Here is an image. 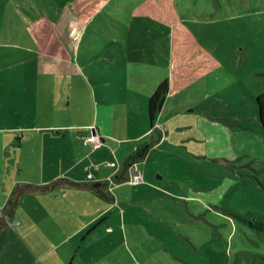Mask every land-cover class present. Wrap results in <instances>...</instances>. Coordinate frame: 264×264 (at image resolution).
<instances>
[{
	"label": "rangeland",
	"instance_id": "obj_1",
	"mask_svg": "<svg viewBox=\"0 0 264 264\" xmlns=\"http://www.w3.org/2000/svg\"><path fill=\"white\" fill-rule=\"evenodd\" d=\"M262 92L264 0H0V194L23 178L47 187L21 195L0 264L264 253L231 214L264 213ZM94 135L100 146L86 143Z\"/></svg>",
	"mask_w": 264,
	"mask_h": 264
},
{
	"label": "trees",
	"instance_id": "obj_2",
	"mask_svg": "<svg viewBox=\"0 0 264 264\" xmlns=\"http://www.w3.org/2000/svg\"><path fill=\"white\" fill-rule=\"evenodd\" d=\"M168 91V83L163 81L159 87L152 93L149 100V110L151 119L154 121L156 118V114L163 107L164 101L166 99V94ZM257 103H258V117L261 121V125L264 131V92L257 95ZM152 144L141 145L137 148V151L131 155H129L123 164V169L119 173L114 176V180L117 182H122L126 180L125 174L136 162L143 159L147 151L151 148ZM264 171V168L258 169V171ZM259 183L262 185V189L264 191V183L258 179ZM102 186V184H101ZM46 186H39L33 183H25V184H17L15 188L12 190L7 205L4 209V214L13 215L18 206L19 199L22 194L27 191H38L45 190ZM231 214L239 218L242 222H244L258 237L261 241L264 242V213L248 210L246 212H237L231 211ZM0 216V230L6 224V220L4 216ZM234 264H264V253L241 250L238 251L236 258L234 260Z\"/></svg>",
	"mask_w": 264,
	"mask_h": 264
},
{
	"label": "crops",
	"instance_id": "obj_3",
	"mask_svg": "<svg viewBox=\"0 0 264 264\" xmlns=\"http://www.w3.org/2000/svg\"><path fill=\"white\" fill-rule=\"evenodd\" d=\"M89 137H91V136H89ZM88 137V138H89ZM135 165H136V163H135ZM135 165H133V166H135ZM0 166H2V165H0ZM132 166V167H133ZM3 167V166H2ZM1 171H0V175H2V174H7L8 173V171H7V168H5V167H3V169H0ZM125 176H126V178L128 177V173H126L125 174ZM106 178V177H105ZM22 180H27L26 178H23ZM22 180H17V181H15V183L13 184V187H15L17 184H21L22 182ZM109 179H107L106 178V180H104L103 178H102V181H104L105 183L108 181ZM5 181L6 182H8L9 181V178H6L5 179ZM0 182H1V180H0ZM102 183V184H105V183ZM119 183H122V182H119ZM118 183V184H119ZM118 185L116 184L115 186H111L110 185V182L109 183H107V185H103V190H104V192L105 191H108V190H110V188L112 189L113 188V190H115L116 189V187H117ZM6 187V186H5ZM12 187V188H13ZM1 188V187H0ZM1 190V189H0ZM13 190V189H12ZM31 192H35V191H31ZM36 192H41V191H36ZM109 192V191H108ZM11 194V193H10ZM8 199H9V197H8ZM8 199H6V196H4V195H1L0 194V216H3V214H4V209H5V207H6V205H7V202H8ZM20 199H21V197H20ZM20 199H19V202H20ZM24 199V198H23ZM2 200H6L4 203H2ZM18 202V203H19ZM13 216H14V214L13 215H6V216H4V218H5V220H6V224L4 225V226H9L11 223H12V218H13ZM98 224H99V222L97 223V225L96 226H94V228H96L97 226H98ZM4 228V227H3ZM2 228V229H3Z\"/></svg>",
	"mask_w": 264,
	"mask_h": 264
},
{
	"label": "built area",
	"instance_id": "obj_4",
	"mask_svg": "<svg viewBox=\"0 0 264 264\" xmlns=\"http://www.w3.org/2000/svg\"><path fill=\"white\" fill-rule=\"evenodd\" d=\"M86 143H94L96 146H100L101 145V141L98 138L97 135L91 136L87 139ZM136 180L137 181H141L143 180V176L140 174V172L136 171Z\"/></svg>",
	"mask_w": 264,
	"mask_h": 264
}]
</instances>
